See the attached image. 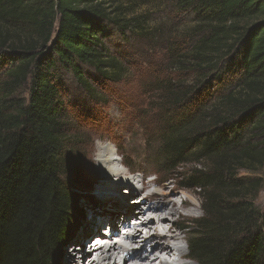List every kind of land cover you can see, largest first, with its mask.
I'll use <instances>...</instances> for the list:
<instances>
[{
  "label": "trees",
  "instance_id": "obj_1",
  "mask_svg": "<svg viewBox=\"0 0 264 264\" xmlns=\"http://www.w3.org/2000/svg\"><path fill=\"white\" fill-rule=\"evenodd\" d=\"M170 1L184 28L165 44L167 68L148 72L145 146L202 198L189 257L264 264V0ZM133 5L0 0V264H59L62 246L97 229L75 226L84 142L64 89L71 76L98 98L125 79L108 40L146 31Z\"/></svg>",
  "mask_w": 264,
  "mask_h": 264
},
{
  "label": "rangeland",
  "instance_id": "obj_2",
  "mask_svg": "<svg viewBox=\"0 0 264 264\" xmlns=\"http://www.w3.org/2000/svg\"><path fill=\"white\" fill-rule=\"evenodd\" d=\"M130 1L134 4L133 7H135L136 10L135 14L141 15L146 19V31L140 34H127L123 37L114 35L110 36L108 40L116 54L124 56V60H126V63L129 65L125 79L119 84H108L105 90H103L101 86H98L100 92L97 98L90 95V93L71 80V76H67L66 78L64 97L68 102V109L70 111L69 117L71 118L74 116L79 119L81 130L80 140L84 142L82 149L84 156L79 163V171L83 180H87L86 186L91 188H85L82 182H75L79 185V188L84 190H76L80 196L78 207L80 211L83 212V214L79 215L75 224L78 232H81L83 222L90 219V212L94 211L96 214L98 207H102V202L96 199V195L105 186L111 185V183L118 185L117 191L119 192V197L128 198L126 201L129 205L128 202L134 198L129 197L130 191L125 190L127 185H123V182L128 184L134 183V185L141 187L142 182L141 180L138 181V177L142 176V172L138 171L140 169L144 170L147 168L145 171L154 170L156 174L155 178H157L158 183L155 185L152 183L150 187L151 191L156 189L162 190V185L165 183L179 181L178 178L174 177L172 179H166V177L156 169L152 158L153 148L151 145H148V148L145 146L146 134L141 128V126L144 125V121L140 120L139 116L142 115V111H147L149 109L147 103L149 101L150 92H148V89L145 87V84L148 83L150 79H153L148 73L149 69L167 68L164 53L165 44L174 36L181 34L180 32H182L181 30H183L182 28L184 27H181L180 18L175 15L176 12L170 0ZM1 74L2 71L0 70V75ZM101 142H111L119 149L118 152L120 156L116 155L118 160L123 158L122 153L125 155L124 158L131 159L133 163L131 173L129 168L126 167L125 164H121L120 161L117 162L115 168L122 172L121 176H115V174L105 175L100 171L98 163L96 162L95 152L98 144ZM256 174L264 177V170ZM244 175L245 174L240 173V177ZM149 178H151V176ZM93 180L96 182L94 183ZM178 189L180 190L178 198H180L181 195L185 194L184 190L186 189H181L179 187ZM72 190L75 191V188H72ZM137 193L136 196L140 195L139 192ZM199 201L201 204L202 198L200 195ZM137 203L138 202L135 201V203H131L130 206ZM255 204L259 209H264V190L256 198ZM103 208H105L104 210L107 212L109 211L112 214L115 213L113 210H108L109 206ZM114 208H116V206ZM118 208L122 209L121 215L124 216L128 213L123 210L122 206H118ZM202 216H204V211L202 206H200V208L196 210L194 217L183 218L186 229L188 226L194 230V221ZM122 218L123 217H120L118 221L122 220ZM100 224L99 222L97 223L98 227ZM103 226L104 225H101L100 227L102 228ZM95 230L97 231L99 229ZM77 231H75V235L78 233ZM91 234H94V232L84 233L81 237L76 239L72 238L64 247L62 246L59 255V264H66L63 260V255L67 249L71 248L75 240L82 242V239L87 240L91 238L89 242V244H91L92 240L95 238V235L93 237H88ZM79 242L75 244V246L79 247L77 249L78 252L81 251ZM186 248L188 251V247ZM72 250L73 249H70V252ZM90 255L93 254L88 253L87 257ZM86 262L88 263L90 260ZM71 263L76 264L75 261H71ZM176 264L179 263L177 262Z\"/></svg>",
  "mask_w": 264,
  "mask_h": 264
},
{
  "label": "bare ground",
  "instance_id": "obj_3",
  "mask_svg": "<svg viewBox=\"0 0 264 264\" xmlns=\"http://www.w3.org/2000/svg\"><path fill=\"white\" fill-rule=\"evenodd\" d=\"M118 150L111 142L98 144L95 156L103 174L121 176L122 172L116 170L115 166L119 161L121 164H125V158L118 160L116 157V155L120 156ZM146 169L138 170L142 172V176L138 177V181L142 182L141 187L134 183L123 182V185H127L125 190L130 191L129 197L134 198L128 202L129 205L126 201L128 198L119 197L117 191L119 186L111 183L96 195V199L102 202V204L100 203L102 207H98V214L91 211L90 219L82 224V229L92 223H101L99 227L110 224L112 231L117 232L118 230L113 228H119L117 221L123 217L122 220L129 221L125 227L128 235L121 242L109 244L107 242V247L104 249L101 245L93 243L99 238L95 237L92 240L93 244L88 245L90 252L86 249L89 238L79 242V246L82 248L79 252L77 251L79 247L75 246V242H73L70 248L73 250L70 252V249H67L63 255L66 264H72L71 261H75L76 264H166L168 260L174 262L175 258V262L179 264H201L191 256L189 257L190 254L186 247L189 243L190 231L186 229V224L183 222L185 217H194L196 210L202 206L199 194L193 189H186L184 190L185 194L178 198L180 195L178 181L165 183L162 185V190L151 191L152 183L155 185L158 180L154 176V170L145 171ZM129 170L131 171L132 168ZM150 176L151 178H149ZM137 192L140 195L136 196ZM135 201L139 204L130 206ZM106 206H109L108 210H113L115 213L112 214L104 210L103 207ZM115 206L116 208H114ZM118 206H122L123 210L128 212L127 215H121L122 209H119ZM93 232L96 234L98 230ZM91 235L88 237H92ZM88 253L96 255L87 257ZM170 254H174L175 258L168 259ZM120 258L123 259V263ZM87 260L90 262L87 263Z\"/></svg>",
  "mask_w": 264,
  "mask_h": 264
},
{
  "label": "water",
  "instance_id": "obj_4",
  "mask_svg": "<svg viewBox=\"0 0 264 264\" xmlns=\"http://www.w3.org/2000/svg\"><path fill=\"white\" fill-rule=\"evenodd\" d=\"M94 181V183L96 182L95 180H93ZM98 182V181H97ZM85 188H88V189H91L90 187H87V186H85ZM83 190V189H82ZM84 191V190H83ZM80 193V192H79Z\"/></svg>",
  "mask_w": 264,
  "mask_h": 264
}]
</instances>
